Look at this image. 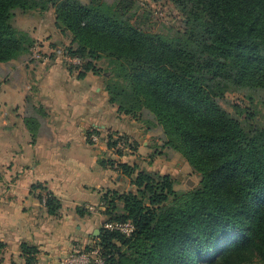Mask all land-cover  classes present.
Wrapping results in <instances>:
<instances>
[{
    "label": "trees",
    "instance_id": "obj_1",
    "mask_svg": "<svg viewBox=\"0 0 264 264\" xmlns=\"http://www.w3.org/2000/svg\"><path fill=\"white\" fill-rule=\"evenodd\" d=\"M168 1L183 28L164 35L142 27L130 0H0V63L34 44L14 27L16 13L52 8L55 27L70 38L63 52L81 60L78 76L108 73L104 87L118 112L149 113L147 127L200 174L198 187L178 192L168 174L119 164L135 191L106 193L104 214L134 230H100L103 264H246L248 255L264 264V124L219 104L226 89L243 88L264 104V0ZM117 140L128 142L118 137L113 148ZM39 198L58 214L59 200ZM38 252L20 244L24 264H36Z\"/></svg>",
    "mask_w": 264,
    "mask_h": 264
},
{
    "label": "crops",
    "instance_id": "obj_2",
    "mask_svg": "<svg viewBox=\"0 0 264 264\" xmlns=\"http://www.w3.org/2000/svg\"><path fill=\"white\" fill-rule=\"evenodd\" d=\"M14 20L49 60L27 53L0 63V264H24L21 243L38 248L36 264H61L100 233L106 193L135 191L119 164L174 179L176 152L163 146L160 129L118 112L102 74L79 77L80 68L54 54L69 35L55 27L52 8L17 12ZM118 137L131 150H114ZM46 194L59 200L57 215L40 201Z\"/></svg>",
    "mask_w": 264,
    "mask_h": 264
},
{
    "label": "rangeland",
    "instance_id": "obj_3",
    "mask_svg": "<svg viewBox=\"0 0 264 264\" xmlns=\"http://www.w3.org/2000/svg\"><path fill=\"white\" fill-rule=\"evenodd\" d=\"M81 1L86 2L87 0ZM129 9L130 12H136L140 15L142 27L154 32L169 35L183 28L179 11L168 0H130ZM13 25L19 30L15 25V20H13ZM69 40L70 38L66 39L65 46L69 45ZM55 52L57 50L54 51V54H56ZM63 53L65 54V51ZM96 65L101 70L106 69L105 60L96 62ZM102 75L105 80L110 76L106 72H102ZM219 104L225 111L240 121L249 120L248 118L251 115L255 123L264 124V104L260 102L258 95L254 91L247 88L239 90L226 89L224 97L219 99ZM137 117L144 126H152V122H154L153 117L145 111L139 112ZM130 145L131 142H126L125 150H129L131 148ZM176 153H174L175 158L170 165V168H172L171 172L177 173L174 178V189L178 192L192 191L199 186L200 174L195 172L179 153ZM247 258L246 264H257L256 257L252 258L251 255H248Z\"/></svg>",
    "mask_w": 264,
    "mask_h": 264
},
{
    "label": "built area",
    "instance_id": "obj_4",
    "mask_svg": "<svg viewBox=\"0 0 264 264\" xmlns=\"http://www.w3.org/2000/svg\"><path fill=\"white\" fill-rule=\"evenodd\" d=\"M58 56H61L68 65L73 67H79L81 60L78 57H69L63 53L61 49L55 52ZM29 56L33 60L40 62H46L49 60V54L44 52L38 43H34L29 49ZM92 143L98 140L96 134H91L89 137ZM115 150H125L126 142L123 140H117L114 146ZM44 203V198L42 199V204ZM103 229L109 231H116L124 236H129L134 230V226L131 221L119 222L111 221L105 222L102 227ZM103 258L100 256V249L97 245L96 237L92 238L89 242L88 247L82 250L74 251L68 256H66L61 264H103Z\"/></svg>",
    "mask_w": 264,
    "mask_h": 264
}]
</instances>
